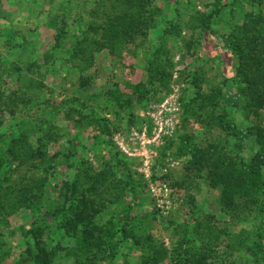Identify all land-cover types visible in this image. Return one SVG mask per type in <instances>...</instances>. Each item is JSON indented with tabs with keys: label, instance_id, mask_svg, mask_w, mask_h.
I'll list each match as a JSON object with an SVG mask.
<instances>
[{
	"label": "rangeland",
	"instance_id": "1",
	"mask_svg": "<svg viewBox=\"0 0 264 264\" xmlns=\"http://www.w3.org/2000/svg\"><path fill=\"white\" fill-rule=\"evenodd\" d=\"M231 2L153 0L147 11L138 16L144 21L143 27H152L147 43L140 50L150 43L157 45L165 30L170 35L167 38L169 55L162 62L165 76L154 95L134 106L133 115L122 113L110 123L111 136L101 143L99 133H89L86 128L94 114L87 111V119H80L82 123L76 128L63 118L67 106L60 105L63 112L57 114L51 104L44 107L43 101L50 100L57 106L64 99H71V90L75 91L76 87L70 88L78 85L79 78L90 82L91 92L107 87L124 94H131L128 83L144 81V65L137 49L139 37L134 45L127 42L122 56L114 52V48L88 46L82 42V33H86L93 43L105 29L103 23L105 26L110 23L107 17L114 19L131 13L127 2L0 0V144H4L3 135L9 123L20 121L25 110L30 111L32 117L17 127L26 143L13 148L18 159L8 161L10 170L1 173V178H8L6 185L17 184L19 189L29 186L27 205L17 210L7 200L0 205V255L6 253L3 264H14L31 247L37 254L28 235L37 225L45 228L40 248L51 251V256H47L51 264L53 260L56 264H73L72 254L82 256V264H101L100 256L92 255L94 249L91 254H85L76 246L71 229L68 235L63 229L57 232L55 227L61 221V210L73 222L77 204L72 205L65 194L68 195L74 185L78 192L89 187L90 177L84 175L83 166L91 169L93 180L106 172V183L97 191L104 190V193H99L97 199L111 215L115 216V211L125 212L123 205L115 207L114 196L108 194L109 189L114 190L118 177L121 181L127 179L126 174L117 171H124L119 167V160L127 164L145 186L135 207L136 214L140 217L155 214L157 218L143 233L135 234L140 240L156 245L148 260L150 264H255L246 250V246H252L255 241L258 227V222L247 220L251 206L244 207L240 200H232L228 192L209 193L196 172L187 169L189 157L179 138L190 132L202 136L198 131L202 124L196 117L211 108L196 96L197 90L216 91L215 82L222 85V94L229 92L239 96L238 103L230 105L232 114L228 117L237 130L244 125L245 128L258 125L264 130V110L260 111V118L249 116L246 120L245 97L240 95V90L250 83L264 93V0H256L254 8L245 3L244 7L231 8ZM223 6L225 9L216 14ZM247 16L256 17L258 22L246 25ZM62 17L66 18L64 25ZM244 25L254 29L238 42L240 47L234 54L229 44L219 37L228 34L243 37L240 30ZM244 64L250 68L248 72L241 70ZM15 67L21 71H12ZM195 98L196 101L191 102ZM184 104L192 106V111L182 118ZM159 111H162V124L155 128L154 118ZM237 130L223 133L226 146L222 155L232 157L239 149L253 146L254 139L250 137L241 142ZM39 139L46 145V159L54 157L46 173V160L38 156ZM73 146L77 154L70 157L68 153ZM79 168L82 173L77 176ZM259 170L264 174L263 165H259ZM183 178L187 180L180 187L176 183ZM2 188L5 191V187ZM122 196V202L131 199L129 192ZM46 211L50 213L49 219L44 217ZM109 218L105 215L99 224L106 228ZM143 250L142 245L133 247L123 263L140 264ZM40 258H44L43 253L29 264L41 263Z\"/></svg>",
	"mask_w": 264,
	"mask_h": 264
},
{
	"label": "trees",
	"instance_id": "2",
	"mask_svg": "<svg viewBox=\"0 0 264 264\" xmlns=\"http://www.w3.org/2000/svg\"><path fill=\"white\" fill-rule=\"evenodd\" d=\"M125 1L127 2V7L132 10L131 13L122 14L120 17H115L114 19L107 17V19H110V23L107 24V26L103 23L105 31L102 29V32L96 36L93 43L90 42L88 34L82 33V42L88 46L99 45L100 47L107 46L109 49L114 48V52L119 55L125 53V45L127 42L134 45L136 37H139L137 49L144 46L145 43H147L148 32L152 30V27H143L142 23H144V21L138 16H140L142 12L147 11L152 5L153 0ZM218 1L219 0H217V2ZM241 1L242 0H232L231 8L236 6L239 7L240 5L243 6V3L251 8L256 6V0H243L242 3ZM222 8L223 10L225 9L224 6L217 9L216 14H220ZM256 19L257 18L254 16H247L245 17V24L250 25V23L258 22V19ZM65 20L66 18L62 17V25L65 24ZM251 29L254 28H249L244 25L240 30V34L243 37L239 38V36L237 37L234 34H228L220 36L219 38L222 42L226 41L230 46V50L236 54L240 47L238 42L246 38ZM169 37V33L165 30L162 32L157 45L154 46V44L150 43L146 48H142L143 51L139 49L140 59L144 65L143 70L145 79L143 82L133 85H129L128 81H126V84L128 83L126 86L130 89L131 94H124L116 88L111 90L107 87H101L99 92H91V89L89 90L90 82L85 78H79L77 81L78 85L70 88L73 89L76 87L75 91L71 90V99H64V101H60L57 106L50 100H44L43 106L47 107L51 104L50 107H52L57 114L63 112V107L60 105L67 106L66 110H64L65 113L63 118H65V120H70L76 128L82 123L80 119H87L88 116L86 113L89 111L90 114L94 115L93 119L86 125V128L89 133L98 132L99 141H101V143L107 142L106 139L111 136L112 131L110 123H112L114 119H119L122 113L130 112V115H133L134 106L141 105L150 95H154L158 86L162 84L165 76L162 62L167 59L169 55V50L167 48V38ZM241 70H246L248 72L250 68H246V64H244ZM12 71L21 70L15 67L12 68ZM215 84L217 86L213 88L216 91L211 90V92L207 93L197 90L198 94L196 96L202 98L211 108V110L196 117L199 122H201L202 126L205 127L203 128L201 126L198 130L202 136H194L191 132L184 137L179 135V138L182 139V145H184L186 150V155L189 157L187 169L189 168L190 171L196 172L197 177L205 182L209 193L212 191H219L222 193L228 192L232 200H240L244 207L246 204L247 206H251L250 208H252V211H247V220L258 222V227L255 230V241L252 246L249 247L247 245L246 250L252 256V260L255 264H264V174L259 170V165H263L264 167V130L258 125L253 126L254 129L250 126L245 128L246 125H244L243 128L237 130V127L229 121L228 117L232 114V108L231 110L229 108L230 105H236L239 96L232 95L229 92L222 94V85L216 82ZM240 95H242L241 98L245 97V119L247 120L249 116L260 118V111L264 110V93L259 91L258 86L250 83L246 88L240 90ZM195 101L196 98L191 100L193 103ZM191 107L192 106L186 104L182 106V118L192 111ZM20 111L24 110L20 109ZM24 112L20 121H15L12 125L9 123L7 128L8 131L3 135L4 144H0V205L3 201L7 200L11 203V207L14 208V210H17L20 206L27 205L25 201L29 200L26 195L29 186L28 188L22 187V189H19L16 187L17 184L15 186L6 185L5 181H8V178L6 176L1 178V173L2 171L10 170V167L7 165L8 161H16L18 159V154L14 153L13 148L18 144L23 143L25 145L26 143L25 136L21 133L18 134L19 130L17 129L19 124L22 125L32 118L30 116V111L25 110ZM202 128L205 129L203 133ZM9 129H11L10 132ZM234 129L239 132L238 134L241 142H246L250 137L253 138V146L251 149L246 147L241 148L238 152H234L229 148V150L234 153H232L233 156L231 157L229 152L230 157H228L222 155L224 147L226 146L223 144L225 140V134L223 133ZM38 142V156L41 157L44 162L46 160L44 167V172L46 173L49 166L53 164L54 157L48 158L47 160L44 150L46 149V145L43 143L42 139H39ZM75 148L73 146V150L68 153L70 157L77 154V148L76 150ZM180 149L182 151V148ZM241 153H245V155ZM65 160L66 159H64V161ZM260 162L262 163L260 164ZM118 163L119 167L121 166L124 170L120 171L117 169L118 173L121 175L126 174L127 179L121 181L118 177L114 182V190L109 189V193H107L114 196L112 200L115 201V207L117 208L123 205L125 212L120 214L118 211H115V216L111 215L104 206V203L97 199L100 198L99 193H104V190L98 193L97 191L98 187L106 183V172L98 175L96 179L93 180L91 169L88 167H86V169L83 165H80L83 166L84 175L90 177L89 187L86 191L78 192L76 190V185L71 186L75 181L69 185L71 186V192H68V195L65 194V198L71 199L72 205L77 204L76 211L73 215V222H70V219L66 217L64 211L61 210V221L57 224L55 230L59 232L63 229L64 232L69 235L71 229L76 238V246L83 249L84 251L82 252L85 254H91L92 249H94L92 255L93 257L100 256L101 264H117L120 261L122 262L121 264H124L123 260L128 259L127 252L138 245H142V248H144V254L140 264H150L148 260L155 250L156 245L151 241L140 240L135 234L137 232L143 233V231L150 226L151 222L157 218L155 214H146L142 217L136 214L135 207L138 203L139 196L144 192L145 186L140 180V177H136L132 174L127 164H122L120 160ZM115 168H117V163L115 164ZM105 170L108 171L109 169L107 168ZM80 173L82 172H80L79 168L76 175L78 176ZM106 177L108 178V175ZM111 177L114 178L113 176ZM181 180L176 183L180 187L183 186L182 184L187 179L183 178ZM2 187H5V191H2ZM30 189L32 190V188ZM124 192H129L131 194V199L122 202L121 200L123 199L122 195ZM12 193L13 201L10 200V195ZM189 201L191 202L192 199ZM49 214L50 213L46 211L44 217L49 219ZM105 215L110 216L107 220L108 225L106 228H104L102 224H99V220ZM76 229L81 233H78ZM28 235L30 236L33 247L37 249V254H35L31 247L24 255L17 258L14 264H29L31 261H36L40 253L44 254V258H40L41 263L39 264H51L50 259L47 258V256H51V251L46 252L44 248H40L42 239L45 235V228L42 225L34 226L29 230ZM4 254L3 256L0 255V264L4 262ZM67 257L70 259V255ZM71 258L74 260L73 264H82V256L72 254ZM89 261L90 258H88L87 262L90 263ZM52 263L56 264V260L55 262L53 260Z\"/></svg>",
	"mask_w": 264,
	"mask_h": 264
},
{
	"label": "built area",
	"instance_id": "3",
	"mask_svg": "<svg viewBox=\"0 0 264 264\" xmlns=\"http://www.w3.org/2000/svg\"><path fill=\"white\" fill-rule=\"evenodd\" d=\"M161 112L162 111H159L158 117L157 118H154V126H155V128H157L158 125H161L162 124V121H161L162 120L161 119ZM156 135H157V133H156ZM156 137H158V135Z\"/></svg>",
	"mask_w": 264,
	"mask_h": 264
}]
</instances>
